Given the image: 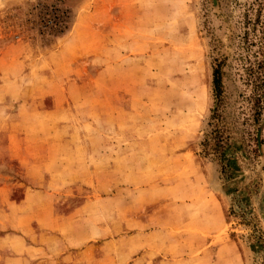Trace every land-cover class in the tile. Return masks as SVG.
<instances>
[{
	"label": "rangeland",
	"instance_id": "1",
	"mask_svg": "<svg viewBox=\"0 0 264 264\" xmlns=\"http://www.w3.org/2000/svg\"><path fill=\"white\" fill-rule=\"evenodd\" d=\"M0 264H264V0H0Z\"/></svg>",
	"mask_w": 264,
	"mask_h": 264
},
{
	"label": "trees",
	"instance_id": "2",
	"mask_svg": "<svg viewBox=\"0 0 264 264\" xmlns=\"http://www.w3.org/2000/svg\"><path fill=\"white\" fill-rule=\"evenodd\" d=\"M48 16V14H46ZM44 18V17H43ZM67 15L62 13V17L60 18V15H52L51 18H49L48 26H45V30L42 32L45 35H55L56 33H61L64 28L66 27V19ZM212 90L213 95L216 101L215 109L212 112V118H217V107L219 106V100L221 96V77H220V71L218 66H215L212 70ZM227 136H222V134H218V131L212 130L207 133L205 139L202 142V145L204 146V154H207V148L216 147V150L211 152V154L214 155L212 159H214L218 165H219V173L221 177L225 180L229 178V171H228V162H229V156L227 155V148L226 146H229L228 143H226ZM226 145V146H225Z\"/></svg>",
	"mask_w": 264,
	"mask_h": 264
},
{
	"label": "crops",
	"instance_id": "3",
	"mask_svg": "<svg viewBox=\"0 0 264 264\" xmlns=\"http://www.w3.org/2000/svg\"><path fill=\"white\" fill-rule=\"evenodd\" d=\"M43 165H44V163H43ZM27 168H28V169H27ZM27 168H26V169H27L26 171H27L29 174L31 173V171H33V173H32V175H33V174H34V167H33V164H31V163L29 164V162H28V164H27ZM50 171L53 172L54 174H55V173H58V172H55V170H53V171L50 170ZM42 180H44V179L42 178ZM49 181H50V179H47V180L42 181V182L39 183V184L37 183V185H41V186L43 187V190L46 191V190H47V185L50 184ZM37 182H39V180H38ZM48 182H49V183H48ZM30 190L37 191V190H39V189H35V188H33V189H30ZM46 192H47V191H46ZM32 194H33V193H32ZM42 205H43L44 212H45L46 214H50L49 211H48V209H47V210L45 209V207H47V204H45V203L43 202ZM45 213H44V214H45Z\"/></svg>",
	"mask_w": 264,
	"mask_h": 264
}]
</instances>
